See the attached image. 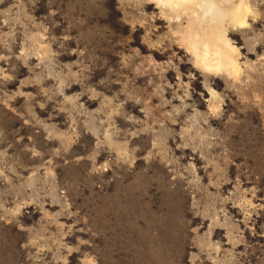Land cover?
Listing matches in <instances>:
<instances>
[{"label": "rangeland", "instance_id": "1", "mask_svg": "<svg viewBox=\"0 0 264 264\" xmlns=\"http://www.w3.org/2000/svg\"><path fill=\"white\" fill-rule=\"evenodd\" d=\"M18 4L30 38L0 59V264H191L194 252L197 264L233 255L231 264H264V48L248 58L257 84L216 82L227 97L223 119L208 130L202 115L177 134L157 125L173 119L162 109L185 95L181 82L153 52L162 37L153 40L151 25L133 32L130 7L5 0V44L13 29L5 17ZM193 87L211 115L216 101L199 94V79ZM129 143L140 149L135 165L120 163ZM149 210L158 226L147 228ZM33 237L47 250L25 248ZM201 241L213 251L201 253Z\"/></svg>", "mask_w": 264, "mask_h": 264}, {"label": "clouds", "instance_id": "2", "mask_svg": "<svg viewBox=\"0 0 264 264\" xmlns=\"http://www.w3.org/2000/svg\"><path fill=\"white\" fill-rule=\"evenodd\" d=\"M4 2L5 0H0V5ZM30 2L33 6H38L42 0ZM120 2L130 7L137 15V22L132 26L133 32L151 25L149 35L153 40L158 35L162 37L155 43L153 52L160 50L161 56L166 55L168 63L172 65L170 71L175 72L185 94L179 100L173 96L167 101L162 110L171 113L173 119L162 120L157 129L171 128L173 132L179 134L180 127H184L187 133L191 131L194 118L203 115L205 118L200 119L199 123L210 130L211 121L221 120L225 116L227 97L221 89L217 90L215 87L217 81L229 83L235 81L238 87L247 82L249 88L258 83L256 79L258 69L251 67L252 61L248 58L260 55L261 49L264 48V31L260 29L261 21L264 19V12L260 7L261 0H120ZM148 6H151L150 11L147 10ZM51 14L56 15L54 10ZM5 19L13 25V29L7 33V44L0 40V49L3 50L0 59H4L7 53L13 51L19 38H24L25 41L30 38L29 25L25 23L19 4L8 10ZM158 21L162 23H157ZM0 35H3L2 31ZM137 52L140 50L137 49ZM181 65L190 67L186 72H182ZM198 79L202 89L199 94H210L216 101L211 115L206 112L202 114L198 100L193 98L194 94L197 95L193 84ZM161 91L166 95L165 90ZM153 100L157 102L159 97H154ZM136 103L139 104V101ZM201 135L203 139H211L207 131ZM172 139L173 137H165V146L170 144ZM207 147L210 148L212 145L208 144ZM139 151L138 145L129 143L120 155V163L135 165ZM148 162L151 163V160ZM109 167L110 165H107L105 171ZM188 183L192 184L193 180L189 178ZM243 202L250 204L247 199ZM2 208L3 205H0V209ZM21 208L22 205H18L10 215L19 217ZM43 240L44 237H33L24 247L39 246L41 251L47 250L42 244ZM195 247L203 254L213 251V245L208 242H197ZM200 259V254L194 252L191 264H197ZM234 260L233 255L227 262L221 260L219 264H231ZM90 264H97L95 257L90 259Z\"/></svg>", "mask_w": 264, "mask_h": 264}, {"label": "bare ground", "instance_id": "3", "mask_svg": "<svg viewBox=\"0 0 264 264\" xmlns=\"http://www.w3.org/2000/svg\"><path fill=\"white\" fill-rule=\"evenodd\" d=\"M148 9H151V6H148ZM160 223L162 224V218L160 220ZM146 225H147V228H151V227H155V226L159 225V217L155 216V214L153 212H150V210L148 211V221H147ZM227 238H228V236H227ZM229 238H230V236H229Z\"/></svg>", "mask_w": 264, "mask_h": 264}]
</instances>
